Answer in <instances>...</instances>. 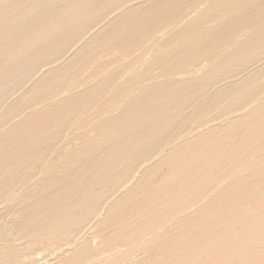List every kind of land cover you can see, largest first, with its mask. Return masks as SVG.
Returning a JSON list of instances; mask_svg holds the SVG:
<instances>
[{
  "label": "bare ground",
  "instance_id": "6f19581e",
  "mask_svg": "<svg viewBox=\"0 0 264 264\" xmlns=\"http://www.w3.org/2000/svg\"><path fill=\"white\" fill-rule=\"evenodd\" d=\"M156 1L0 0V264H264V0Z\"/></svg>",
  "mask_w": 264,
  "mask_h": 264
},
{
  "label": "rangeland",
  "instance_id": "374dc122",
  "mask_svg": "<svg viewBox=\"0 0 264 264\" xmlns=\"http://www.w3.org/2000/svg\"><path fill=\"white\" fill-rule=\"evenodd\" d=\"M159 1L161 2L162 0H157L155 3H159ZM186 11H188V10H186ZM172 33H173V32H172ZM172 33L170 32V34H172ZM175 34H176V31H174V33L172 34V36H174ZM166 36H167V35H166ZM170 36H171V35H170ZM168 37H169V36H168ZM158 49H159V48H158ZM138 51H139V50H138ZM117 52H118V51H117ZM117 52L112 50V51H110L109 53H107V55L110 54L111 56L109 55L110 57H109V56H108V57H109V58H112V59H113V57H114V60H115V58H118V60L116 59L117 61L115 60L116 63L118 64L119 62L121 63V62H122L121 60L125 59V57H123L121 54H119V55H120V57H119L118 53H120V52H118V53H117ZM136 52H137V51H135V50L133 51L134 55H135ZM140 52H141V51H140ZM115 53H116V55H115ZM136 54L138 55V53H136ZM107 55H105V57H106ZM112 55H113V57H112ZM134 55H133V56H134ZM137 55H136V56H137ZM133 56H132V57H133ZM138 56H139V55H138ZM109 58H107V59H108V62L106 61L105 63H109V61H110V63H111L112 59L109 60ZM127 58H128V57H127ZM127 58H126V59H127ZM128 59H131V57L128 58ZM128 59H127V61H128ZM105 60H106V59H105ZM114 60H113V61H114ZM113 61H112L111 64H114L115 61H114V62H113ZM123 61H124V60H123ZM125 62H126V61H125ZM120 63H119V64H120ZM123 63H124V62H123ZM126 63H127V64H125V65L127 66V65L129 64V61L126 62ZM121 65H122V64H121ZM93 67H94V66H93ZM91 68H92V67H91ZM94 68H95V67H94ZM92 69H93V68H92ZM140 69H142V68L140 67ZM89 74H90V75H89ZM89 74H84V78H85V80H87V79H92L93 77H96V75L93 74L94 76L92 75L93 77L90 78V77H91V73H89ZM156 74H157V73H156ZM156 76H157V75H156ZM87 77H89V78H87ZM158 78H159V76H158ZM122 79H123V78H122ZM122 79H120V80L122 81ZM85 80H83V78H82V81H85ZM92 80H93V79H92ZM94 80H95V78H94ZM120 80H118V81H120ZM97 81H99V80L96 79V82H97ZM123 82H125V81H122V83H123ZM92 83H93L92 85L97 84V83L94 84L93 81H92ZM119 83H120V82H119ZM87 126H88V125H86V127L84 126V128H86V130H88V129L91 130V129H90L91 126H88V128H87ZM72 128H73V127H72ZM76 128H77V127L74 126L73 129H76ZM73 129H71V130H72V133H74V131H75V132L78 131V128H77L76 130H73ZM81 129H82V128H81ZM70 134H71V131H70ZM74 134H75V133H74ZM72 135H73V134H72ZM75 135L77 136V134H75ZM75 135H73V136H75ZM76 136L73 137V138L76 139ZM71 137H72V136H71ZM75 139H74V140H75ZM72 140H73V139H72ZM74 140H73V141H74ZM70 141H71V140H70ZM76 141H77V140H76ZM74 142H75V141H74Z\"/></svg>",
  "mask_w": 264,
  "mask_h": 264
}]
</instances>
